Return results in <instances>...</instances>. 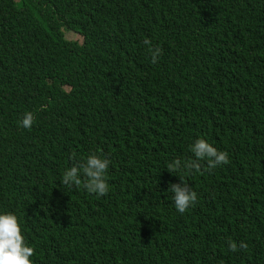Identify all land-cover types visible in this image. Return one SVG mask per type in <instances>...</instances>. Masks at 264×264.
Wrapping results in <instances>:
<instances>
[{
    "label": "trees",
    "instance_id": "obj_1",
    "mask_svg": "<svg viewBox=\"0 0 264 264\" xmlns=\"http://www.w3.org/2000/svg\"><path fill=\"white\" fill-rule=\"evenodd\" d=\"M197 139L228 162L170 173ZM90 154L104 196L61 184ZM0 212L34 264H264V0H0Z\"/></svg>",
    "mask_w": 264,
    "mask_h": 264
},
{
    "label": "clouds",
    "instance_id": "obj_2",
    "mask_svg": "<svg viewBox=\"0 0 264 264\" xmlns=\"http://www.w3.org/2000/svg\"><path fill=\"white\" fill-rule=\"evenodd\" d=\"M65 39L68 40L66 36ZM144 44L149 46V52L153 62H155L161 49L158 46L153 48L147 39ZM33 123V113L25 112L18 126L31 129ZM190 151L194 159L171 160L167 163L166 169L170 173L181 171L198 173L201 171V161L206 162L208 170L228 162L226 152L218 151L204 139L195 140L190 145ZM109 164L110 161L106 157L90 154L83 161H77L64 171L61 184L73 188L79 187L83 181V188L88 193L98 197L104 196L109 191V184L106 180ZM180 180L181 183L172 184L168 191L171 192V202L175 210L184 213L197 202V193L192 191L182 179ZM228 247L235 251L237 244L229 242ZM239 247L244 248L246 245L241 241ZM33 255L34 248L26 242L17 215L11 212H0V264H34L31 259Z\"/></svg>",
    "mask_w": 264,
    "mask_h": 264
},
{
    "label": "rangeland",
    "instance_id": "obj_3",
    "mask_svg": "<svg viewBox=\"0 0 264 264\" xmlns=\"http://www.w3.org/2000/svg\"><path fill=\"white\" fill-rule=\"evenodd\" d=\"M65 35H66V38H67L68 40H71V42H73V41H78L79 39L82 40V38L79 37V34H77V33H72V32L66 31V32H65Z\"/></svg>",
    "mask_w": 264,
    "mask_h": 264
}]
</instances>
